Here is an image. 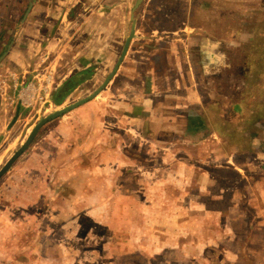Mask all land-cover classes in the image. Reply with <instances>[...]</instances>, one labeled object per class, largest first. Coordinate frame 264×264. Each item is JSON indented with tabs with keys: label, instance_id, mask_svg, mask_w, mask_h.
Segmentation results:
<instances>
[{
	"label": "crops",
	"instance_id": "0c3cea01",
	"mask_svg": "<svg viewBox=\"0 0 264 264\" xmlns=\"http://www.w3.org/2000/svg\"><path fill=\"white\" fill-rule=\"evenodd\" d=\"M136 1L0 0V146L34 127L21 99L57 97L50 70L89 72L135 33L103 92L0 178V254L264 264V0Z\"/></svg>",
	"mask_w": 264,
	"mask_h": 264
},
{
	"label": "rangeland",
	"instance_id": "374dc122",
	"mask_svg": "<svg viewBox=\"0 0 264 264\" xmlns=\"http://www.w3.org/2000/svg\"><path fill=\"white\" fill-rule=\"evenodd\" d=\"M81 2L82 1L77 2L75 4V6H77ZM2 5L3 4L0 3V6H2ZM128 36H127V38H128ZM116 41H118V43H117L118 46H111V50L109 52H107L106 54H104V56H103V53H100L96 57V60L98 62V60L101 59V61H99V63L96 64V67L90 69L89 72H88V70L87 71L85 70V71H82L80 73L81 75H79V76L75 75L73 77L70 76V77H66V78L62 77V79H55L54 72L52 70H50L51 75H52L53 80H54V83L55 82L61 83L60 88L57 89L58 90V92L56 93L57 97L54 98L55 93L52 94L53 95L52 96L51 94L48 93V89L46 92V89L44 88L42 90V93H39L34 98V102L32 105L31 104L26 105L25 101H23L22 99L20 101L21 104H25V106L23 107L24 110L26 109L25 112H27L31 115L33 113V115L31 116L32 120H31L30 124L35 125L40 117H45L54 111H57L59 109H62L63 107L71 105V104L75 103L76 101H79L80 99L86 98L89 95H91L95 90H97L102 85V83L104 82L106 77L112 72V70H113V68H114V66H115V64H116V62H117V60L121 54L122 49L120 50V47H119L120 46L119 39L115 40V42ZM39 48L40 47H38V49ZM6 51H7V49H5V51H2V53L6 52ZM39 55H42V54L39 53ZM104 57L109 58V60L106 63H104V60L102 59ZM112 59H113V63H110ZM46 60H44V62L50 63L53 60V58H49V60H47V61ZM40 69H42V68L40 67ZM40 69L35 71L36 76L40 75V72H39ZM105 69H106V72H105ZM77 76H78V78H76ZM51 82H52V79H51L50 83ZM52 85H51V89H52L51 91L53 93V90L55 88ZM54 91L56 92V90H54ZM48 94H49V96L47 98ZM49 97H50V99H49ZM95 99H92V100H95ZM31 102H32V100H31ZM67 114H65V115H67ZM62 117H64V115ZM62 117H59L57 119H61ZM57 119H55V120H57ZM49 123H47V124H49ZM47 124H45L43 127H45ZM39 134H40V132H38V134L34 140L38 139ZM17 145H18V143L16 142V145L11 143L10 145H8V144L3 145L2 144L0 146V169L6 163V161L11 157V155L20 147ZM225 183H227L226 189L231 190V186L234 183L229 179ZM247 210L249 211L248 208H247ZM249 212L251 213V211H249ZM89 225H90L89 222L82 220V230H81V232H79V234L77 236V239H76L77 243H81L83 245L86 244L84 233L88 230ZM95 232L97 235L98 234L100 235L99 231H95ZM96 236L95 237L92 236V239L95 240L97 243L96 246H93V247H98V245H99L98 240L102 239V237H98V236L96 237ZM35 256H39V255H35ZM33 258H34V256H33ZM13 260H14L13 258L10 259V255L8 256V253H6V252L0 254V264H22V263H19L18 261L15 262Z\"/></svg>",
	"mask_w": 264,
	"mask_h": 264
},
{
	"label": "water",
	"instance_id": "95a60500",
	"mask_svg": "<svg viewBox=\"0 0 264 264\" xmlns=\"http://www.w3.org/2000/svg\"><path fill=\"white\" fill-rule=\"evenodd\" d=\"M143 0H137L135 3V6L137 7ZM135 37V33H134V24L132 26V29L130 31V34L128 36V38L125 40L123 49L121 51V54L112 70V72L106 77V79L104 80V82L102 83V85L95 90L91 95H89L86 98L80 99L79 101H76L75 103L68 105L66 107H63L62 109H59L57 111L52 112L51 114L45 116V117H40L39 120L37 121V123L34 125V127L32 128V130L30 131V133L28 134L27 138L25 139V141L22 143V145L11 155V157L6 161V163L1 167L0 169V178L5 175L11 168V166L14 164V162L20 157L22 156L25 151H27V149L31 146V144L33 143L34 139L36 138L39 130L47 123L62 117L63 115L71 112L72 110L82 106L83 104L87 103L88 101H91L92 99L96 98V96L98 94H100L103 89L106 87V85L110 82V80L113 78V76L115 75V73L117 72L119 65L121 64V62L123 61V58L125 57V54L128 50L129 47V43L131 41L132 38ZM10 45L8 46L7 51L9 50ZM7 51L2 55L1 59L6 55Z\"/></svg>",
	"mask_w": 264,
	"mask_h": 264
}]
</instances>
